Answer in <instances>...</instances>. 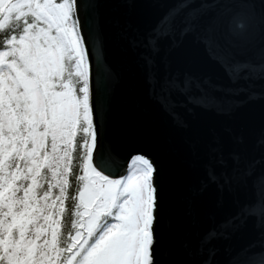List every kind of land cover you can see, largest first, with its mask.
<instances>
[{
  "label": "snow or ice",
  "instance_id": "6c2138e0",
  "mask_svg": "<svg viewBox=\"0 0 264 264\" xmlns=\"http://www.w3.org/2000/svg\"><path fill=\"white\" fill-rule=\"evenodd\" d=\"M190 3L178 0L144 33H118L133 51L146 50L140 59L149 95L169 114L176 93L194 99L187 96L190 77L154 72L165 40L191 35L217 53L230 77H264V50L255 61L236 59L255 39L254 25L237 21L239 31H229L222 46L215 21L202 22L209 5ZM105 7L103 0H0V264H160L163 168L139 153L116 160L106 143L118 74L104 64L111 40ZM256 17L253 4L247 18ZM213 152L207 182L231 191L247 172L238 155L231 154L229 167L222 152ZM247 216L264 217V204L238 206L206 239Z\"/></svg>",
  "mask_w": 264,
  "mask_h": 264
},
{
  "label": "water",
  "instance_id": "95a60500",
  "mask_svg": "<svg viewBox=\"0 0 264 264\" xmlns=\"http://www.w3.org/2000/svg\"><path fill=\"white\" fill-rule=\"evenodd\" d=\"M111 35L104 64L118 74L107 102L105 137L112 156L126 162L132 154L153 156L163 168L165 207L160 264H260L264 260V217L247 216L223 235L207 240L236 213L238 206L264 204V77H230L217 53L191 35L161 43L153 57L157 77H190L187 96L176 93L172 114L149 95L147 69L140 53L118 33H144L178 0H103ZM209 5L202 22L214 20L223 46L229 31L243 20L254 25L255 39L236 59L254 61L264 50V0H191L189 7ZM255 5L257 17L247 18ZM235 51V49H234ZM149 56L152 54L147 53ZM92 59L90 55V60ZM165 64L167 65L165 67ZM243 76V73H241ZM95 96V92H93ZM95 116V109H94ZM218 149L229 160L239 156L245 175L231 191L207 182L206 165ZM206 184V187L201 185ZM165 251H170L165 256ZM191 253V255H189Z\"/></svg>",
  "mask_w": 264,
  "mask_h": 264
},
{
  "label": "trees",
  "instance_id": "16d2710c",
  "mask_svg": "<svg viewBox=\"0 0 264 264\" xmlns=\"http://www.w3.org/2000/svg\"><path fill=\"white\" fill-rule=\"evenodd\" d=\"M0 40H2V37H0ZM0 46H2V44H0ZM75 172H78V168L74 169V173ZM75 187H76V183H75V178L73 176V178H72V188H73V190L75 189ZM69 206H70V202H69ZM67 220H68V223L70 225V216L67 218Z\"/></svg>",
  "mask_w": 264,
  "mask_h": 264
}]
</instances>
